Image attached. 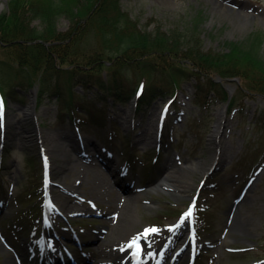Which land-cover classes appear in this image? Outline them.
I'll return each instance as SVG.
<instances>
[{"label": "rangeland", "instance_id": "rangeland-1", "mask_svg": "<svg viewBox=\"0 0 264 264\" xmlns=\"http://www.w3.org/2000/svg\"><path fill=\"white\" fill-rule=\"evenodd\" d=\"M9 1L0 0V11L7 9ZM43 1L39 3L42 5ZM118 1L140 28L150 31L157 27L163 31L181 28L201 14L205 50L220 51L228 40H242L252 32L260 33L264 59V0ZM57 23L58 30L67 33L66 37L73 27L71 21L62 16ZM88 30L80 40H75V50L82 55L100 45L95 30ZM13 56L11 48L0 46V86L7 98L0 166V232L24 259L30 234L43 236L38 216V205L43 202L39 198L38 152L45 150L51 158L49 206L51 210L55 206L63 211L58 213L54 225L66 235L67 230L71 231L67 221L70 218L82 239L81 247L64 240L73 254L83 252L89 258L91 254L90 260L95 263L100 249L117 248L128 236L137 234L141 238L142 256L152 251L153 246L157 250L163 243L166 247L171 244L164 262L170 264L174 248L187 234L186 228L176 242L179 230L172 227L183 217L181 210L190 204L198 189L194 215L202 206L207 217L205 223L208 221L210 228L199 231L196 264H264V96L249 93L247 79L235 77L226 82L218 79L228 91L226 98L215 85L200 84L203 93L198 98L203 100L202 104L193 101L195 81L181 82L177 102L173 104L176 109L171 107L167 111L169 124L162 131L160 142L153 133L162 116L164 100L169 96L166 92L133 116L131 93L116 104L110 98L99 99L93 88L82 89L73 81L70 83L74 84L73 91L82 94L89 106L94 105L92 112L80 108L84 122L78 123L76 129L68 119L61 122L58 114L61 104L55 96L44 93L40 104H36L34 87L41 71L35 78L30 77L34 85L28 81L21 84L20 76L10 72L18 66ZM120 75L127 77V87L136 79L131 70ZM102 76H107L106 70ZM58 80L68 85L63 71ZM12 88L18 93L8 96ZM206 100L209 103L205 107ZM233 102L235 108L231 109ZM94 112H103V118L99 114L91 116ZM219 121L222 126L215 134ZM147 132L152 136L150 143L135 141V135L144 136ZM72 140L76 150L74 144L71 147ZM87 142L92 143L90 148ZM157 144H160L159 160L153 163L148 156L155 152ZM104 147L113 149L116 155L111 166L119 165L127 171L125 177H120L117 171L111 175L99 158L91 161L85 156L100 152L101 156H107ZM28 156L33 160L28 161ZM218 156L221 159L208 171L206 168ZM170 173L176 175V191L159 186ZM126 187L132 190L123 191ZM124 220H128L127 228ZM194 224L197 226L196 221ZM151 228L158 231L144 235ZM12 254L0 242V264H15ZM173 264H190L189 255Z\"/></svg>", "mask_w": 264, "mask_h": 264}, {"label": "trees", "instance_id": "trees-1", "mask_svg": "<svg viewBox=\"0 0 264 264\" xmlns=\"http://www.w3.org/2000/svg\"><path fill=\"white\" fill-rule=\"evenodd\" d=\"M20 1L10 0L7 9L0 11V46L13 50L18 66L10 72L20 76L21 84L28 81L34 85L35 81L29 79L41 71L37 78L38 99L44 93L58 98L66 92L71 95L73 81L85 87L92 85L102 96L125 98L143 82L146 92L140 103L144 104L190 79L195 81L199 94L204 81L210 87L215 85L226 98L227 91L215 80L217 76L226 81L245 78L249 93L264 96L260 33L228 40L220 51H210L202 45L201 14L181 28L163 31L157 27L150 31L140 28L118 0H44L42 5L40 0ZM62 16L73 26L66 37L67 33L57 26ZM87 29L95 30L100 45L82 55L75 50V40H80ZM103 70L106 77L102 76ZM127 70L136 78L131 87H127V77L120 75ZM61 71L67 75L68 85L59 82ZM53 79L56 81L52 83ZM14 93L12 88L7 95Z\"/></svg>", "mask_w": 264, "mask_h": 264}, {"label": "bare ground", "instance_id": "bare-ground-1", "mask_svg": "<svg viewBox=\"0 0 264 264\" xmlns=\"http://www.w3.org/2000/svg\"><path fill=\"white\" fill-rule=\"evenodd\" d=\"M223 117V116H222ZM222 126V121H219L217 125H215V129H214V133L215 134H218V132L220 131V127ZM135 141L136 142H144V141H147L148 143H150L152 141V136L149 132L146 133V135L144 136H141V135H135ZM70 144H71V147L73 146L74 142L73 140L70 141ZM89 146V145H88ZM74 148L76 150V146L74 144ZM221 159V156H218L217 158V161ZM169 168V166H168ZM207 169V168H206ZM176 175L174 173H170L169 175L165 176L163 178V181L159 184V186H162V187H165L167 189H172L174 191L178 190V184H176L174 182V180H177V178H175ZM121 187H123L121 184H120ZM126 221L124 224V227H128L129 224L127 225V221L128 220H124ZM187 227L186 223H185V219H181L179 221V228L181 231H183L185 228ZM124 231V229L120 230L118 232V234L122 233ZM110 236H112L110 234ZM186 247V244L183 248L180 249V252H184L185 251V248ZM107 248H103V249H100L97 253L99 255V260L95 263H92V264H116L118 263L119 260H122V259H125L123 262H121V264H134L132 259H130V257L127 255V252H126V249L124 247H121L117 250V248H111L109 247V249ZM92 253V252H91ZM93 254V253H92ZM60 258L61 256L56 254V253H51L49 252L48 248H47V252L45 251L41 257V260H42V264H61L59 262L60 261ZM177 258V256H176ZM77 260L81 261L83 259H85V257H83L82 255L81 256H78L77 255ZM12 260L14 261V259L12 258ZM59 261V262H58ZM15 263V262H14ZM64 263L65 264H70V262L68 260H65L64 259Z\"/></svg>", "mask_w": 264, "mask_h": 264}, {"label": "snow or ice", "instance_id": "snow-or-ice-1", "mask_svg": "<svg viewBox=\"0 0 264 264\" xmlns=\"http://www.w3.org/2000/svg\"><path fill=\"white\" fill-rule=\"evenodd\" d=\"M0 109H2V101H0ZM185 215L190 216L191 210H189L187 213H185ZM157 231H158V229H156V228L146 229L144 235H147L149 233H155Z\"/></svg>", "mask_w": 264, "mask_h": 264}]
</instances>
